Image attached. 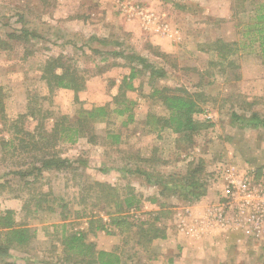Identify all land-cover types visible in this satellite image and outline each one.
Segmentation results:
<instances>
[{"label":"rangeland","instance_id":"rangeland-1","mask_svg":"<svg viewBox=\"0 0 264 264\" xmlns=\"http://www.w3.org/2000/svg\"><path fill=\"white\" fill-rule=\"evenodd\" d=\"M260 1L243 0L247 12L234 16L236 0H0V36L20 34L23 28L29 32L26 38L9 40L11 48L0 51L4 95L0 213L12 210L18 222L25 221L36 230L33 248L11 251L10 257L0 258V264H62L63 231L84 232L86 241L98 249L122 247L127 251L136 243V229L125 234H118L113 227L108 228L110 233L88 230L90 217L108 223L106 213L112 211L104 198H95L101 190L96 183L114 186L119 194H124L127 186L134 189L143 203L138 211L128 213L133 224L152 220L159 214L160 203L167 206L162 210L169 213L159 221L166 228V239L155 240L148 249L137 246L138 254L125 264H193L194 245L179 254L178 246L186 239L175 233L178 213L192 204L215 203L230 176L251 173L258 179L264 174V128H244L233 117L256 112L264 118V64L257 55L241 50L235 57L236 69H222L208 51L216 39L238 41L241 27L236 24L247 23L250 10ZM157 38L167 43L156 44ZM117 50L142 56L163 69L165 76L156 86L202 95L201 111L194 118L203 127L192 141L145 125L149 115L162 117L166 111L159 100L150 97L151 88L140 74L133 80L134 90L126 92L136 103L133 122L124 127L121 122L125 119L112 117L108 124L95 125L97 143L83 138L72 145L55 146L51 150L74 162L73 166L60 172L43 171L30 191L23 186V179L7 175L10 170H25L31 166V156L38 155L24 153L18 140L27 142V134L37 133L39 123L48 132L55 118L67 115L72 119L80 107L105 104L117 94L122 77L129 72L128 67L117 65L122 64L121 59L111 55ZM59 56L86 80L78 100L70 90L49 93L41 79L44 63ZM32 111L35 118L29 115ZM24 114L28 116L21 118ZM13 124L23 132L15 133ZM108 130L120 133L119 145H110L111 139H105ZM2 139L11 140L16 149H4ZM199 161L203 170L197 178L205 191L193 203L181 200L178 193L160 195L162 187L146 180L147 174L153 180L184 175L190 163L194 167ZM136 168L140 172H133ZM127 169L133 173L122 172ZM31 193L45 195L44 207L54 208L60 201L66 204L68 218L61 219L59 207L27 217L22 206ZM151 198L157 202L151 203ZM230 235L204 240L206 244L198 248L203 256L200 264H264V231L257 239Z\"/></svg>","mask_w":264,"mask_h":264},{"label":"trees","instance_id":"trees-1","mask_svg":"<svg viewBox=\"0 0 264 264\" xmlns=\"http://www.w3.org/2000/svg\"><path fill=\"white\" fill-rule=\"evenodd\" d=\"M243 0H236L233 7V15L246 13ZM247 23L236 27H241V33L238 41L225 42L216 39L210 43L208 51L216 57L215 65L222 69H236L235 57L239 51H247L253 53L262 60L264 64V0L254 4L249 12ZM29 35L27 30L21 29L20 34L16 32L6 34L5 37L0 36V51H6L11 48L9 40H21ZM204 51V50H203ZM115 58H119L122 64L118 66L128 67L129 72L122 77L118 85L117 94L111 97V100L105 104L89 105L88 107H80L76 111L75 117L70 119L67 115L55 118L50 131H46L42 122L35 127L37 133H28L27 142L23 139L18 140L19 148L26 154L37 153V156H31V163L25 170H10L7 175L18 176L23 179V186L28 190L38 181L43 171L60 172L73 166L71 160L61 157L56 151H52L59 144H75L80 139L85 138L88 143H97V134L95 133V125L98 123H109L112 117L123 118L121 125L127 126L133 122V108L135 101L130 100L126 96V92L134 90L133 80L140 74L147 79V84L151 88L150 97L159 100L160 104L166 111V116L149 115L146 119V126L153 127L155 131L169 130L173 134L178 135L179 139L185 142H191L192 138L198 134L203 127L201 123L194 118L201 110L199 102L202 95L197 93H189L182 88H168L156 86L155 83L159 79H163L165 72L163 69L156 68L153 63L146 58L136 55L132 52L126 53L125 50H117L110 52ZM68 61V60H67ZM116 65V64H115ZM213 65V62H212ZM221 69V70H222ZM223 71V70H222ZM41 79L45 82L49 93L55 90H70L74 93L75 100H78L77 94L86 89V80L80 71L65 63L62 56L47 60L42 67ZM115 82H111V86ZM2 89L0 88V113L3 111ZM34 117L35 112L29 113ZM28 114L21 115V118L27 117ZM20 117V116H19ZM234 120L244 128H264V118L256 112H252L249 116L233 114ZM35 118V117H34ZM15 133L20 134L23 131L13 124ZM110 138V145H119L121 142L120 133L108 130L105 139ZM3 148L11 147L16 149L11 140H1ZM202 162L192 167L189 164L184 175L168 176L166 180L152 179L151 175H146L147 182L153 185L161 186L163 192H169L172 195L179 194L181 200L186 203H193L203 195V184L199 183L197 175L203 170ZM123 173L140 172L137 168L131 170H123ZM31 177V180L28 178ZM100 192L96 194V199L104 198V203L110 205L112 211H108L106 216L108 223L102 218L90 217L88 221V230L90 232L103 231L110 233L109 227L117 230L118 234H125L132 229H136L137 240L134 245L126 248L116 247L107 251L98 249L93 242L86 241V234L82 231L70 232L61 235L62 246V264H125L138 254L139 248L148 249L155 240H163L166 237V228L159 225L161 218L169 212L162 210L167 207L165 203H160L161 208L159 214L155 215L152 220H137L135 224L131 222L128 216L129 211H138L143 203L142 198L138 196L134 189L130 186L125 188L124 194H119L117 188L105 183H96ZM2 187H4L2 185ZM22 206V212L27 216L34 215L40 210H49L53 212L54 208L59 207L62 220H66L68 215L66 204H55L54 208L43 206L45 195L28 194ZM189 195H191L189 197ZM195 200V201H194ZM151 203H156L155 198L149 199ZM77 218L78 213L76 214ZM89 217V216H88ZM64 226V225H63ZM36 241V230L29 226L25 221L18 222L15 219V213L12 210H6L0 213V258L10 257L11 251L26 252L33 248ZM128 244L125 242V246ZM8 263V262H7Z\"/></svg>","mask_w":264,"mask_h":264},{"label":"built area","instance_id":"built-area-1","mask_svg":"<svg viewBox=\"0 0 264 264\" xmlns=\"http://www.w3.org/2000/svg\"><path fill=\"white\" fill-rule=\"evenodd\" d=\"M202 211L195 216L188 208L181 210L177 231L197 237L207 229L230 228L245 237L259 238L264 231V174L258 179L251 173L228 177L219 200Z\"/></svg>","mask_w":264,"mask_h":264},{"label":"crops","instance_id":"crops-1","mask_svg":"<svg viewBox=\"0 0 264 264\" xmlns=\"http://www.w3.org/2000/svg\"><path fill=\"white\" fill-rule=\"evenodd\" d=\"M162 43L165 44L167 42H166V40L157 38L156 44L160 45ZM213 202H215V201H213ZM206 204H201V203H199V205L192 204V206H188V209L192 212L193 215L201 216L203 214L202 210L204 209V207H206ZM206 231H207L206 233L204 232V233L198 235L197 237H194V236L189 237L185 234H182V233H179L178 231H176L175 233H177L178 237H181L182 239H186V240L190 241V243H191L189 245V242H187L185 240V242L183 243L185 245L182 244V246L184 248H182V246L180 244V246H178V248L180 250L179 254L181 255L182 251L184 249H189V246L191 247V245H194V246H192L193 248L191 249V252L195 253V256H193V257H195V260H193L192 263L193 264H200V262L203 261V259H202L203 256L198 252V248L200 249L201 245H203L204 243L206 244V242H203L204 240L210 242L209 240H214V239L216 240L217 238H220L222 236H231L230 234L242 235L239 231H235V230H232L230 228H214L211 230L207 229ZM166 237H167V234H166ZM166 237H165V239H166ZM167 262L174 263V261H172V259H170V260L168 259ZM209 263H213V262H209Z\"/></svg>","mask_w":264,"mask_h":264}]
</instances>
